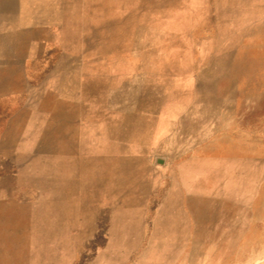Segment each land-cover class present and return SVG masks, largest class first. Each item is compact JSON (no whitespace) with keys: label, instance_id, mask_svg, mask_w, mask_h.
Instances as JSON below:
<instances>
[{"label":"rangeland","instance_id":"1","mask_svg":"<svg viewBox=\"0 0 264 264\" xmlns=\"http://www.w3.org/2000/svg\"><path fill=\"white\" fill-rule=\"evenodd\" d=\"M0 264H264V0H0Z\"/></svg>","mask_w":264,"mask_h":264},{"label":"bare ground","instance_id":"2","mask_svg":"<svg viewBox=\"0 0 264 264\" xmlns=\"http://www.w3.org/2000/svg\"><path fill=\"white\" fill-rule=\"evenodd\" d=\"M13 70V69H12ZM8 79V78H7Z\"/></svg>","mask_w":264,"mask_h":264}]
</instances>
